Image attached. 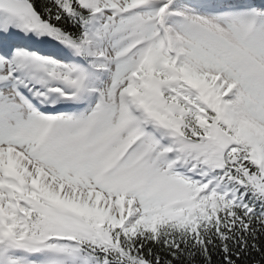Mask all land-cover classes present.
Listing matches in <instances>:
<instances>
[{"label":"snow or ice","instance_id":"snow-or-ice-1","mask_svg":"<svg viewBox=\"0 0 264 264\" xmlns=\"http://www.w3.org/2000/svg\"><path fill=\"white\" fill-rule=\"evenodd\" d=\"M0 264H264V0H0Z\"/></svg>","mask_w":264,"mask_h":264}]
</instances>
